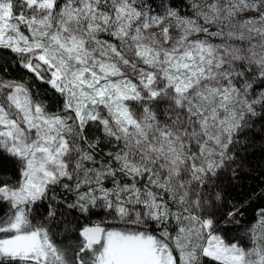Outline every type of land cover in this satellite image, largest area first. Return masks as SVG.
I'll return each mask as SVG.
<instances>
[{
  "label": "snow or ice",
  "instance_id": "snow-or-ice-1",
  "mask_svg": "<svg viewBox=\"0 0 264 264\" xmlns=\"http://www.w3.org/2000/svg\"><path fill=\"white\" fill-rule=\"evenodd\" d=\"M0 52V264H264V0H0Z\"/></svg>",
  "mask_w": 264,
  "mask_h": 264
},
{
  "label": "trees",
  "instance_id": "trees-1",
  "mask_svg": "<svg viewBox=\"0 0 264 264\" xmlns=\"http://www.w3.org/2000/svg\"><path fill=\"white\" fill-rule=\"evenodd\" d=\"M0 63L10 65L12 75L17 74L15 63L7 52H0ZM261 143L257 141L254 148L243 154L246 157L244 171L238 180L232 182L234 185V190L231 191L232 197L239 198L250 194V199L246 201L245 222H251L258 206L264 205V199H258L260 193L264 192V149Z\"/></svg>",
  "mask_w": 264,
  "mask_h": 264
}]
</instances>
